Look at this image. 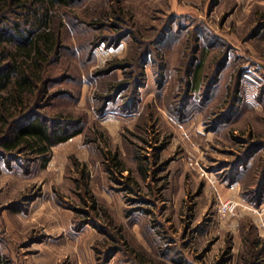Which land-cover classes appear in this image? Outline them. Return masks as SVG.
<instances>
[{"label":"rangeland","instance_id":"obj_1","mask_svg":"<svg viewBox=\"0 0 264 264\" xmlns=\"http://www.w3.org/2000/svg\"><path fill=\"white\" fill-rule=\"evenodd\" d=\"M78 12L108 25L69 34L61 64L74 77L50 93L72 96L40 110L81 133L45 167L0 153V264H264L253 193L264 0H87ZM94 36L114 38L89 45ZM257 144L251 168L236 171Z\"/></svg>","mask_w":264,"mask_h":264},{"label":"trees","instance_id":"obj_2","mask_svg":"<svg viewBox=\"0 0 264 264\" xmlns=\"http://www.w3.org/2000/svg\"><path fill=\"white\" fill-rule=\"evenodd\" d=\"M86 1L0 0V153L2 156L18 160L17 154H24L32 160V163L40 162L41 167H45L51 161L56 146L68 142L81 133L80 124L76 120L62 115L49 116L40 109L49 107L52 101L62 95L72 96L62 91L50 93L51 86L74 77L66 73L68 68L63 72L61 64L65 51L70 48L66 44L69 34L74 33L78 26L96 31L108 25L92 21L78 12ZM169 31L168 28L161 33L157 42L159 47L164 43ZM113 38L114 36H94L88 43L94 46L106 42L110 44ZM144 50L141 69L151 59V49L145 47ZM223 63L224 60L219 64L209 89L214 87ZM189 69L190 76L196 73L194 60L189 63ZM139 85L140 82L133 88L128 111L135 109L139 98L137 89ZM205 97L207 100V93ZM238 101L239 97L235 96L229 111L234 110ZM252 146L244 157L235 162L236 171H240L245 164L252 162L253 153H257L262 148L258 144ZM249 168L251 165L243 169L245 171ZM253 193L256 196L255 204H263L264 169Z\"/></svg>","mask_w":264,"mask_h":264},{"label":"built area","instance_id":"obj_3","mask_svg":"<svg viewBox=\"0 0 264 264\" xmlns=\"http://www.w3.org/2000/svg\"><path fill=\"white\" fill-rule=\"evenodd\" d=\"M234 207V206H233Z\"/></svg>","mask_w":264,"mask_h":264}]
</instances>
